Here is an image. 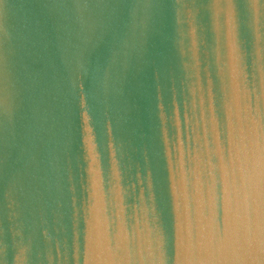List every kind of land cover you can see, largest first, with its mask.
Instances as JSON below:
<instances>
[{"label": "water", "instance_id": "water-1", "mask_svg": "<svg viewBox=\"0 0 264 264\" xmlns=\"http://www.w3.org/2000/svg\"><path fill=\"white\" fill-rule=\"evenodd\" d=\"M0 264H264V0H0Z\"/></svg>", "mask_w": 264, "mask_h": 264}]
</instances>
